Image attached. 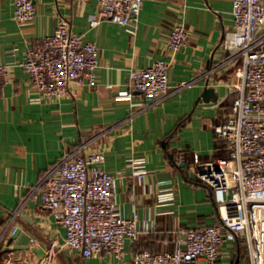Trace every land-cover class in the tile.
Listing matches in <instances>:
<instances>
[{
  "label": "crops",
  "instance_id": "1",
  "mask_svg": "<svg viewBox=\"0 0 264 264\" xmlns=\"http://www.w3.org/2000/svg\"><path fill=\"white\" fill-rule=\"evenodd\" d=\"M34 2V17L20 21L14 0H0V63L11 70L0 95V264H69L60 253L65 228L42 207L36 187L61 155L78 149L104 152L102 167L119 176L116 202L125 215L138 213L142 230L126 241L122 257L103 251L85 258L69 250L75 264H135L138 251H173L185 229L217 222L211 188L190 163L196 153L202 159L228 153L214 126L231 112L228 85L237 80L232 54L222 45L234 24L232 0H144L134 33L109 19L92 24L99 19L96 0ZM61 16L75 34L97 44L99 62L95 84L71 82L63 96L48 99L18 63ZM176 22L191 34L171 53L168 31ZM158 59L169 62L168 91L145 98L132 88L130 73ZM186 81L191 85L178 88ZM125 91L132 96L119 98ZM14 226L37 234L31 245L46 239L54 249L41 260L30 249H14L8 244ZM243 242L225 240L219 261H247Z\"/></svg>",
  "mask_w": 264,
  "mask_h": 264
},
{
  "label": "built area",
  "instance_id": "2",
  "mask_svg": "<svg viewBox=\"0 0 264 264\" xmlns=\"http://www.w3.org/2000/svg\"><path fill=\"white\" fill-rule=\"evenodd\" d=\"M14 2L16 19L27 21L34 17V0ZM143 3L144 0H96L99 19L92 24L109 19L134 33ZM232 10L234 24L225 31L222 45L232 54L237 80L228 85L231 112L214 126L216 134L225 139L228 153L215 159H202L196 153L190 163L197 177L211 188L218 221L185 229L173 251H138L135 264H222V243L238 238L247 242L249 259L233 264H264V0H232ZM190 34L184 23H174L168 31V51L182 49ZM98 62L97 44L75 34L70 19L61 16L50 33L28 48L18 65L50 99L63 96L71 82L82 84L86 79L95 84ZM168 67V61L158 59L134 68L130 73L132 88L145 98L166 94ZM10 71L8 64L0 63V95ZM191 83L183 82L178 88ZM131 96V91L118 95ZM133 115L126 119L131 120ZM104 160L101 150L66 152L36 187L42 207L65 228L63 246L85 258L103 251L122 257L126 241L138 239L142 230L136 211L127 216L120 210L115 198L119 176L102 167ZM144 173L142 169L135 171L139 179Z\"/></svg>",
  "mask_w": 264,
  "mask_h": 264
},
{
  "label": "water",
  "instance_id": "3",
  "mask_svg": "<svg viewBox=\"0 0 264 264\" xmlns=\"http://www.w3.org/2000/svg\"><path fill=\"white\" fill-rule=\"evenodd\" d=\"M23 217L30 223L33 224V219L28 217V215L24 214ZM39 234H41V231H38ZM37 237V234L28 228H20L17 227L15 231L9 235L8 237V244H12V247L14 249L18 250H28L30 249L33 251L38 260H41L44 258L47 254V250L51 248L52 244H50L49 241L46 239L39 240L37 245H31V239H35ZM60 253L67 259L69 264H75L74 261L77 259V257H72L69 253V250L67 248L60 249ZM37 264V263H33Z\"/></svg>",
  "mask_w": 264,
  "mask_h": 264
},
{
  "label": "rangeland",
  "instance_id": "4",
  "mask_svg": "<svg viewBox=\"0 0 264 264\" xmlns=\"http://www.w3.org/2000/svg\"><path fill=\"white\" fill-rule=\"evenodd\" d=\"M242 252L246 255H248L249 253V250H248V244L246 241L243 242V245H242ZM249 259V258H248Z\"/></svg>",
  "mask_w": 264,
  "mask_h": 264
},
{
  "label": "trees",
  "instance_id": "5",
  "mask_svg": "<svg viewBox=\"0 0 264 264\" xmlns=\"http://www.w3.org/2000/svg\"><path fill=\"white\" fill-rule=\"evenodd\" d=\"M181 123H182V121H181Z\"/></svg>",
  "mask_w": 264,
  "mask_h": 264
}]
</instances>
